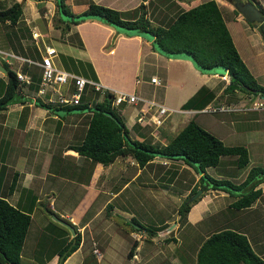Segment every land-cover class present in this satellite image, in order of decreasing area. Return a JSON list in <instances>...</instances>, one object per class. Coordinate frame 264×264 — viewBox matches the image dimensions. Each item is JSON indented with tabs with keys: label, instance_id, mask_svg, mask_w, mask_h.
<instances>
[{
	"label": "crops",
	"instance_id": "0c3cea01",
	"mask_svg": "<svg viewBox=\"0 0 264 264\" xmlns=\"http://www.w3.org/2000/svg\"><path fill=\"white\" fill-rule=\"evenodd\" d=\"M39 1L41 2L36 3L41 5L45 0ZM193 1L192 5L204 0ZM263 1L252 0L250 2L260 11V7H264ZM216 2L240 56L244 52L242 54L244 58L242 56L241 58L256 81L264 85V39L258 30V24L261 21L256 19L248 21L232 1L233 4L229 0H216ZM72 5L74 6V3H69L71 10L75 13L85 8L74 9ZM15 25L19 27L18 30H16L17 27L15 28L16 31L14 30L18 34V39L9 37L7 40L9 46L7 45L2 50L14 57L16 62H19L15 71L22 72L23 66L27 68L26 59H35L33 56L38 55L35 60H39L45 45L52 44L45 43L43 35L40 38L37 35L33 36L31 27H28L26 23ZM64 25L61 22L59 26L57 25L63 34V41H58L52 45L56 49L53 61L57 66L98 81L105 89L113 92L136 93L140 99H154L165 105L171 104V106H167L176 114H170L168 117L171 116L170 120L175 124L174 126L182 122H184V126L189 119L194 118L188 113H194L198 109L183 108L182 105L202 85L214 92L211 100L217 99L226 85V81H222L220 78V74L225 73V70H221L222 73H217L215 69L209 72H201L186 55L169 57L153 48V36L144 34L148 33L147 31L140 30L138 34L127 35L122 32L123 30L119 31V29H115L98 19H86L79 23L71 22L63 31L61 26ZM237 39L239 40L237 41ZM248 60H251L250 65L247 63ZM152 76L157 77L159 83L151 82ZM90 91L88 88L85 95L91 102L92 93ZM34 93H36L35 90H32L29 85H24L21 91H17V94L25 102L17 101L8 105L6 109L0 110V196L24 210L31 208V221L38 200L46 196L48 200H51L48 204L52 209L50 213L58 211L59 218L65 217L77 226L81 237L80 243L62 261V264H197L198 249L210 233L226 225L242 230L243 222L246 224L244 226H249L255 230L252 234L243 231L254 251L264 258V231H257L264 223V181L255 186L261 188L259 196L249 206L241 209L232 207L231 203L234 200L225 205V196L230 195L227 191L208 188L202 189L204 194L192 204L185 217H181L180 213L174 214L173 208L171 212L167 211L164 217L152 212L150 216L141 218L138 214L139 209L144 206L150 207V209L158 208V201L163 197L162 194L157 193L151 199L147 197L142 200V195L140 196L138 191L135 192L134 190L128 199L124 192L129 188V182L132 183L131 180L133 179L138 180L137 184L140 188H143L145 184L148 185L147 183L153 179L154 171L152 173L145 171L146 166L149 163L156 165L154 159L162 157L154 156L146 164L139 165L132 156L126 155L132 158L137 165V168L132 165L131 168L129 166L130 169L135 168L132 176L127 177V179L122 177L123 172L128 170V167L122 172H120L121 169L110 172L109 168L112 164L117 163V158L125 155L117 156L108 164L93 163L68 146L83 135L77 137V130L80 129L79 131L84 132L91 112H75L60 117L58 114L31 102ZM93 99L97 100L96 97ZM141 103L139 102L137 105ZM131 105L133 112L126 115L124 122L128 130L134 128L132 133L129 131L130 135L141 140L144 138L146 130L138 122H135L137 105ZM126 106L119 108L122 115H124ZM214 113L218 114V125H226V129L222 132L236 135L239 131L238 127L245 124L251 143L255 142L253 141L254 136L264 134V110ZM48 118L49 120H47ZM215 122L216 120L213 121V123ZM201 126L212 132L207 126ZM147 132L149 133V128ZM215 135L222 140V137L217 133ZM14 136L15 138L22 137L23 142L20 146L26 155H18L21 153L19 152L20 149L17 148L19 144L11 142ZM46 142L51 143L50 149L53 150L50 153L51 158L57 156V165L54 167L56 173L51 169L50 160L47 169H45V177L40 176L39 182L33 187L29 184V176L37 175V169L40 168L38 154L46 148L43 145ZM261 144H264V140ZM258 150L260 151V149ZM162 159L169 161L165 170L167 178L162 184L164 191L176 194L175 190L178 188L177 191L189 193L198 182L199 176L188 187L184 184L179 187L173 182L181 173L184 175L183 172L186 169L193 170L192 167L180 159ZM66 161H71L73 166L86 168V178L70 181V183L75 182L78 185L70 210H65L66 197L58 199L62 186L53 192L47 191L46 184L49 177L55 178L58 175L57 166L60 165L64 168ZM182 165L187 167L182 170ZM98 168L102 170L100 177L105 176L104 183H101L105 185L104 187L97 183L100 179V177L97 178V175L100 174L97 171ZM248 170L249 168L247 171L243 168L241 171H232L233 174L228 172L230 175L228 177L227 173L222 176L223 173L220 171L216 172L215 175L233 180L238 179L237 182H240ZM15 173H18L16 185L13 190H9L8 184ZM182 181L184 182L185 179ZM65 182L64 180L63 185ZM51 186L56 187L55 184H51ZM186 194L183 196L186 197ZM145 197L143 196V198ZM234 197L236 198V196ZM34 198L35 203L32 202ZM181 203L182 201L179 203L177 211ZM113 214L121 216L123 220L114 217ZM135 220L145 226L148 223H152L148 224L152 227L163 224L164 228L149 233L146 229L141 228ZM209 221L210 225L208 226ZM253 221L255 223H252ZM200 230L202 234H200ZM94 248H98L100 252L96 253ZM24 254L26 253L23 252L22 255L24 256ZM28 255L34 256L30 252ZM58 258V254H54L45 264H55Z\"/></svg>",
	"mask_w": 264,
	"mask_h": 264
},
{
	"label": "trees",
	"instance_id": "16d2710c",
	"mask_svg": "<svg viewBox=\"0 0 264 264\" xmlns=\"http://www.w3.org/2000/svg\"><path fill=\"white\" fill-rule=\"evenodd\" d=\"M54 1L59 13V20L65 24L61 26L63 31L71 22L79 23L86 19H98L117 28L124 26L133 29L132 32H127V35L138 34L140 30L147 31L153 36L155 50L169 57L186 55L201 72L212 71L215 67L227 71L230 81L223 92L231 91L232 93L234 88H239L246 93L250 92L246 87L264 92V85L256 81L241 58L216 0H204L186 9L180 8L174 15H168L153 25V21L144 15V10L137 18H125L123 10L95 1L88 2V6L77 13L71 10L67 0ZM230 1L235 2V0ZM139 6L145 8L144 3H140ZM260 12L264 15L262 7H260ZM21 13L22 3L14 1L11 5L0 7V22L8 21L11 24H17ZM18 29L19 27L16 28V30ZM258 30L264 39V20L258 24ZM23 67V71H26V66ZM6 69L8 79L3 92H0V110L6 109L8 105L17 101L25 102L17 94V90L20 89L17 88L18 80L15 69L9 67ZM27 73L33 77L35 75L34 69L28 68ZM84 73L87 74V72ZM33 80L29 86L36 92L39 80L38 82ZM89 89L95 94L99 92L93 88ZM87 90L88 87L82 93L80 102L74 104H56L45 101L46 97L38 95L31 102L58 114L60 117L69 113L90 111L88 125L84 129L83 135L68 146L91 162L108 164L119 155H130L139 165L146 164L154 156L180 159L199 174L197 182L199 185L195 187L196 183L192 187L193 192L200 188L203 190L208 188L223 189L230 195L236 196L231 203L235 209L249 206L261 193V188L255 187L264 181V167L261 165H252L240 182L227 177H215L206 169L210 166H217L222 155H235L237 166L245 167L249 161L246 146L226 144L218 136L198 124L194 118L189 119L164 144L134 138L130 135L119 108L115 109L116 105L112 103L114 92L104 88L102 98L94 100L95 102L92 103L86 98ZM213 96L214 92L202 85L182 106L183 108L199 109ZM233 96L234 94L229 98H234ZM121 105L125 106V103H121ZM17 176L18 173H15L8 184L9 190H13L15 187ZM197 200L198 197L190 200L189 195L184 198L178 208L181 217H185L192 204ZM42 201L43 199L38 200L37 204ZM32 202L35 203V198L32 199ZM46 208L50 210L49 206ZM30 210L31 208L24 210L13 205L5 197L0 196V264H11V262L36 264L37 260L34 262L25 261L22 255L31 223ZM50 211L52 212V210ZM61 218L71 223L75 228V234L72 235L68 227L59 222H53L55 226H62L63 230L55 231L57 237L51 242L56 246L50 255L36 256L41 264H45L54 254L60 256L72 243L65 259L80 243L81 237L77 226L67 218ZM135 222L139 223L136 220ZM140 226L149 233L157 230V227H147L142 224ZM33 257L35 258V256ZM197 264H264V258L254 251L243 230L226 225L210 233L202 242L197 252Z\"/></svg>",
	"mask_w": 264,
	"mask_h": 264
},
{
	"label": "rangeland",
	"instance_id": "374dc122",
	"mask_svg": "<svg viewBox=\"0 0 264 264\" xmlns=\"http://www.w3.org/2000/svg\"><path fill=\"white\" fill-rule=\"evenodd\" d=\"M14 1L15 0H0V7H6L8 5H11ZM17 1H19V0H17ZM42 1H44V0H42ZM90 1H95V2L99 1L98 3H102V4H105L108 6L110 5L112 7L114 6L115 8L123 10V16L125 18H137L140 14H142V11L144 10L145 11L144 15L148 16V18L151 21H153L152 25L155 24L156 22L159 23L161 20L165 19L166 16H168V15L169 16L174 15L178 9H180V8L185 9L194 3L193 0H67V2L70 4L74 3V6L72 5V7H74V9H79V10H81L84 7H87L88 2H90ZM257 1H259V0H257ZM20 2L22 3V6H23V13L21 14V19H20L21 21L19 20L20 23L18 22V24L26 23L28 27H31V29H32L31 33L33 34V36L37 35V37L40 38V36L43 35L45 43H48V44L50 43L53 45L54 43H57L58 41H63L62 40L63 34H61V32L59 31L60 29H58V27H57V25L59 26V24H60V20H59L58 12L56 9V4H55L54 0H45L44 3L41 5L37 4V3H40L41 1L38 2V1H34V0H25V1L21 0ZM29 2H31V3H29ZM140 3H144L145 8H140V6H139ZM263 9H264V7H263ZM25 18L28 19V22H27V19H25ZM16 27H18V25L11 24L8 21H5V22L1 21L0 22V48L1 49L6 48L7 45L9 46V43L7 41L9 39V37L18 39V34L14 32ZM113 27L115 29H119V31L123 30L122 32L124 34L127 32H132L131 30H133L130 28L128 29L127 27H124V26L119 27V28H117L115 26H113ZM40 30H42V31H40ZM144 34L149 35L150 33L148 32V33H144ZM238 40L239 39H237V41ZM57 46H58V44H57ZM242 54H244V52ZM242 54H241V56L243 57ZM33 57L35 59H37L38 55H35ZM258 58H260V57H258ZM0 63L5 68L9 67L11 69L12 68L16 69L19 62L18 61L16 62L14 60V57H12L6 53L0 52ZM247 63L250 65L251 60H248ZM23 68L24 67H22L21 70H23ZM28 68L34 69L35 75H34V77H33V75H31V78H32V80L34 79L33 81L38 82L39 74H40L39 67L35 66L34 64L27 62V70H28ZM214 69L217 70L216 71L217 73H222V71L220 70L219 67H215ZM27 70L22 71V72H27ZM7 79H8L7 73H3V71L0 70V92L2 90H4ZM222 81H224V80H222ZM90 92L92 93L91 98H95V97H96V99L102 98V94H103L102 91H99L96 94L94 91H90ZM218 98L225 99V96L224 95L222 96L220 93ZM88 100H90V99H88ZM93 101H94V99L91 100V102H93ZM141 105H142V103L137 105L136 109L138 107H140ZM167 105L171 106V104H167ZM133 106H135V105H133ZM122 107L123 106L121 104L116 105L115 109L122 108ZM126 107L127 108H125V112L123 113L124 118L127 117L126 116L127 114H129V113L131 114L133 112L131 104H127ZM256 111H261V110H256ZM171 114H176V112H172ZM185 115H187V114H185ZM188 115H191L192 117H194L195 120L198 121L197 122L198 124L207 126V128H209L212 132H214L215 134L217 133L219 136H221L222 140L226 144H228V145H239V144L245 145L249 150V161L245 167H238L237 166L236 161H235V159H236L235 155H223L220 158V161L216 167L210 166V167L206 168L208 173H210L211 175L216 177L215 174L218 171L223 173L222 176H224L225 173L228 174V172L232 173V171L233 172L234 171H236V172L241 171V169H243V168H245V170L247 171V169L250 168L252 165H261L262 167H264V144H261L264 140V134L263 135L257 134L256 136H254L253 141H255V142L251 143V139L248 137V134H247L248 129H247V127H245V124H242V126L238 127L239 131L237 132L236 135H230L229 133L222 132V130L226 129V125L225 124L220 125V126L218 125V122H217L218 114L217 113L202 112V111L196 110L195 113H192V114L188 113ZM170 118H171V116L167 117L164 120V122L162 123V125L159 127H156L154 124H150V123H147V124L139 123L140 125H142L144 127V130H146V133L144 134V138H142V139L147 140V141H151L153 143H158V144L166 143L171 136H173L179 129L182 128V126L184 124V122H182V123H180V124L178 123V124H176V126H174L175 124H173V122L170 120ZM47 120H49V118ZM214 120H216L215 123H213ZM148 128H149V133L147 132ZM133 129L130 128V130H129L130 133H132L134 131ZM79 130H77V134H76L77 137H79V135L83 134V132H81ZM135 137H136V135H135ZM12 140H11L12 143H17V145L19 144L18 145L19 147H17V148L20 149L19 152H21V153H18V155H22V154L26 155V154H24V151L22 150V147L20 146L23 142L22 137L15 138V136H14V138ZM48 143L49 142H46L45 144H43L44 147H46V148L44 150H42V153L38 154L39 155L40 168H39V170L37 169V175L32 174L29 176V184H31V186H33V187H35L36 183L39 182L40 176L45 177V169H47V165L49 164L50 160H51V169L54 173H56L54 171V167L57 165V156L55 155V156H52V158H51L50 153L53 152V150L50 149L51 143H49V146H48ZM258 149H260V151ZM117 159H118L117 163L112 164L109 168L110 169L109 171L114 172L115 170L121 169L120 172H122L123 169L128 167L127 168L128 170L123 172L122 177H124L126 179H127V177L130 178V176H132V173L134 172L133 170L135 169V168L134 169H130V168L132 166L137 168L136 163L133 162L132 158H130L126 155L120 156V158L118 157ZM34 162H31V164H34ZM168 162L169 161L163 160L162 158L154 159V163H156V165H154L153 163H149L151 165L148 164L146 166L147 168L145 169V171L147 170L149 173H152L154 171V175L152 176L153 179L149 182L147 180L148 183L146 182L148 185L145 184L143 186V188H140L137 184L138 180L133 179V180H131L132 183L129 182L130 183L129 188H127V190L124 192L126 198L128 199L129 196H131V194L134 192V190H135V192L138 191L139 192L138 194L140 196L142 195L141 196L142 200L146 199L147 197H149L151 199L152 196L156 195L157 193L162 194L163 197L158 201V208H151L150 209V207L147 208L144 206L143 208L139 209L138 214L141 218H144V216H150L152 212H154L155 215H160V217H164V214H166L167 211L171 212V210L173 208H174L173 209L174 214L179 213V211H177V207H178L179 203L181 201H183L182 199H183V197H185L183 195H185L187 192L182 193L180 190L177 191L178 188L175 190L176 194L164 191L162 184L164 181H166V178H167L165 170H166V167L169 165ZM129 166H130V168H129ZM186 167H187L186 165H182L181 169L183 168L182 170H184V168H186ZM32 169L33 168H31V171H33ZM192 169L193 170H191V171L189 170V168H188V170L186 169V171L183 172L184 175L182 173L180 175H178L173 183L176 186L178 185L179 187L182 184H184L186 187H188L193 182V180L199 176V174L195 172L194 168H192ZM57 170L59 171L58 175L55 178L49 177V179L46 182L47 191L51 190L53 192H56V190L62 186L58 199H64L66 197L67 201L65 203V206H66L65 210H70L71 209V203L73 201L74 195H75V193L77 191V187H78L77 183H75V182L70 183V181H76L78 178L79 179L86 178V175H85L86 168L76 167L75 165L73 166L71 161H66L64 164V168L59 165V166H57ZM97 171H98V173H100L99 175H97V178L99 179V177L102 173V170H101V168H98ZM68 173H69V175H68ZM60 175H62L63 177H61ZM228 176H230V175L228 174L227 177ZM132 178H134V177H132ZM41 179H43V178H41ZM104 179H105V176L102 175L100 177V179L97 181L99 186H102V187L105 186L104 184H101V183H104ZM143 179H145V178L143 177ZM154 179H155V181H153ZM183 179H185L186 182L185 181L183 182L182 181ZM64 180L66 182L63 185ZM237 180L238 179H235L236 182H237ZM51 184H55L56 187L53 188L51 186ZM198 185L199 184L197 183L195 185V187H197ZM171 191H173V190H171ZM195 192H193V189H192L189 193L186 194V196L189 195V199L192 200L194 198L191 199V197H192V195H194ZM203 194L204 193L201 191L195 198L198 197V200H199ZM143 196H146V197L143 198ZM226 196H225V198H226L225 205H227V203H229L235 199V197L232 195H228L227 197ZM50 201L51 200L50 199L48 200V197L44 196L43 201L41 203L39 202L37 204V208H35L33 213H32L33 218H32V221L30 223L28 233H27V236H26V239L24 242L25 246H24L23 252L26 254H24L23 259L25 261L34 262L37 260L35 263L41 264L38 257L36 258V256L37 255L38 256H41V255L46 256L47 254L50 255L54 250V246H56L54 243L51 242L52 240H54L57 237L55 231L57 230V231L61 232V230H63L62 226L53 225L54 224L53 222H55V221L57 222V220L54 218V214L57 217L59 215H58V211L50 213L51 212L50 210H52V209L49 210L46 208V206H49L48 204H50ZM238 212H239V210H238ZM113 216L121 219V216H119L117 214H113ZM121 220H123V218ZM252 223H255V221H253ZM148 224H152V223H148ZM148 224H147V227H152L151 225L148 226ZM209 225H210V221H209L208 226ZM244 225H246V224H244V222H243L241 225L242 230L249 232V234L254 233L255 230L253 228H251L249 226H244ZM196 227H198V225H196ZM154 228H156V227H154ZM163 228H164L163 224L157 226V230H161ZM257 231L258 232L264 231V223L261 227L258 228ZM200 234H202L201 230H200ZM94 251H95V248H94ZM29 252L32 253L35 256V258L30 257L28 255ZM95 252L99 253L100 251L97 248V250ZM61 254H60V256H61ZM60 256H59V258H60ZM59 258L55 264H58Z\"/></svg>",
	"mask_w": 264,
	"mask_h": 264
},
{
	"label": "built area",
	"instance_id": "2783aa9c",
	"mask_svg": "<svg viewBox=\"0 0 264 264\" xmlns=\"http://www.w3.org/2000/svg\"><path fill=\"white\" fill-rule=\"evenodd\" d=\"M0 52L6 53V51L0 48ZM56 55V49L52 45H45L43 52L40 55L39 60L26 59L28 63L34 64L39 67L40 79L36 93L33 94V98L38 95L44 98L45 101H50L56 104L65 103H78L82 93L88 88H93L95 91H102L104 87L95 80H91L81 74L69 71L60 66H57L53 57ZM25 59V58H23ZM220 74V78L226 81L227 86L229 83V74ZM16 78L18 80L17 88L20 89L32 82L30 73L16 72ZM151 82H158L157 77L152 76ZM86 88V89H85ZM223 88V89H224ZM221 95L225 96V99L218 98L211 100L204 105L199 111L202 112H243L253 110H264V92H243L239 88H234L233 92H223ZM19 91V90H17ZM234 94V98H229ZM142 102V105L136 109L135 120L138 123H150L156 127L162 125L164 120L173 112V110L165 104L159 103L154 99L139 98L136 93H130L126 91H115L112 103L119 105L121 103L137 105ZM97 248H95V251Z\"/></svg>",
	"mask_w": 264,
	"mask_h": 264
},
{
	"label": "water",
	"instance_id": "95a60500",
	"mask_svg": "<svg viewBox=\"0 0 264 264\" xmlns=\"http://www.w3.org/2000/svg\"><path fill=\"white\" fill-rule=\"evenodd\" d=\"M234 5L243 13V15L246 17V19L248 21H253V20H258V21H263L264 16L261 14V12L259 11V9L257 7H255L251 2L249 1H240V0H235ZM256 25V24H255ZM0 70L3 71L4 73L7 72V69L0 63ZM247 90H249L250 92H256L257 90L251 87H246ZM202 191V189H198L194 195H192V198H195L200 192ZM54 218L59 221L60 223H62L63 225H65L66 227H68V229L71 231V234L74 235L75 234V228L71 225V223L57 217L54 215ZM72 243L69 245V247L63 251V253L61 254L58 264H61L66 253L68 252V250L70 249ZM11 264H31V263H25V262H11Z\"/></svg>",
	"mask_w": 264,
	"mask_h": 264
},
{
	"label": "clouds",
	"instance_id": "9594fccd",
	"mask_svg": "<svg viewBox=\"0 0 264 264\" xmlns=\"http://www.w3.org/2000/svg\"><path fill=\"white\" fill-rule=\"evenodd\" d=\"M219 95H220V94H219ZM218 97H219V96H218ZM217 99H218V98H217ZM205 105H206V104H205ZM202 107H203V106H202ZM202 107H201V108H202ZM201 108H199V109H201ZM199 109H198V111H199ZM195 112H196V111H195ZM195 112H194V113H195ZM191 113H192V112H191Z\"/></svg>",
	"mask_w": 264,
	"mask_h": 264
},
{
	"label": "flooded vegetation",
	"instance_id": "af4514ba",
	"mask_svg": "<svg viewBox=\"0 0 264 264\" xmlns=\"http://www.w3.org/2000/svg\"><path fill=\"white\" fill-rule=\"evenodd\" d=\"M241 1V0H240ZM242 1H249L250 2V0H242ZM62 264V263H61Z\"/></svg>",
	"mask_w": 264,
	"mask_h": 264
}]
</instances>
